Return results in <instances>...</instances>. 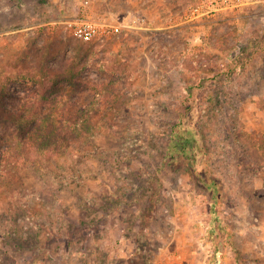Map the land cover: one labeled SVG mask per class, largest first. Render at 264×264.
<instances>
[{"label": "rangeland", "instance_id": "rangeland-1", "mask_svg": "<svg viewBox=\"0 0 264 264\" xmlns=\"http://www.w3.org/2000/svg\"><path fill=\"white\" fill-rule=\"evenodd\" d=\"M80 16L120 29L82 42ZM87 108L55 150L15 143ZM6 149L0 264H264V0H0Z\"/></svg>", "mask_w": 264, "mask_h": 264}, {"label": "trees", "instance_id": "trees-1", "mask_svg": "<svg viewBox=\"0 0 264 264\" xmlns=\"http://www.w3.org/2000/svg\"><path fill=\"white\" fill-rule=\"evenodd\" d=\"M35 91L37 90L30 89L28 91V96L38 95V94H35ZM38 96L40 97V95ZM34 100H37V99H34ZM23 101H22L23 102L22 107L27 105L28 106L26 108L27 110L26 109L25 110L28 112H33L34 115L38 116V110L34 107L36 104V101L32 102L27 98H25ZM90 109L91 108H87L85 109V111H82L80 114L76 115L74 120L72 119L73 117L69 119L68 123L66 124V128L60 126V124L62 123L61 115H64V111L62 110H56V111L50 110L47 114L44 115L45 117H42V118L36 117L37 121L43 122V124L39 126H30L29 128L28 127L24 128L23 126H20V123H18L20 131L17 130L16 128L17 131L15 130L14 132L13 138L15 140V143H17V145L18 144L24 145L25 149H27V147L30 148V146L33 144H36L38 145L40 149H42V151H48V149L55 150V148L62 145V143L67 144L70 141H73L72 139H70L71 138L70 136L72 135L76 136V132H67L69 129H72V130L75 129L77 131L79 128L76 129V127L81 128L82 126H86V120H87L86 118H88V115H89L88 111ZM7 114L8 116L13 117V119L11 120L16 121V119H18L17 121L20 122V98H19V105H17V107H15L14 109L9 110ZM56 114L58 117L55 116ZM22 115L24 116V114ZM71 120H73L72 121L73 126H69V123ZM57 129L60 130V132H57L56 131ZM21 132H23V134ZM77 132L80 133V131H77ZM194 142H195V136H194V133H192L191 131H188L184 133L183 135L174 131L171 134L168 151L171 154H173L175 151H177L179 154L180 153L185 154V152H187L186 150L188 149V147H189V150H191ZM20 152L22 154H26V151H24V149L21 150ZM8 153H9V149H6V151L0 155V161L6 160L5 155H7ZM20 163H23L21 159H20ZM20 166L22 165L20 164Z\"/></svg>", "mask_w": 264, "mask_h": 264}, {"label": "built area", "instance_id": "built-area-1", "mask_svg": "<svg viewBox=\"0 0 264 264\" xmlns=\"http://www.w3.org/2000/svg\"><path fill=\"white\" fill-rule=\"evenodd\" d=\"M74 37L82 42L102 39L119 31V25H112L106 21L80 16L71 22Z\"/></svg>", "mask_w": 264, "mask_h": 264}]
</instances>
